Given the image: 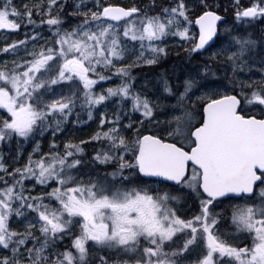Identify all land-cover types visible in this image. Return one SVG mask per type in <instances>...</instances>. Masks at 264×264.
Returning <instances> with one entry per match:
<instances>
[{"label":"snow or ice","instance_id":"6c2138e0","mask_svg":"<svg viewBox=\"0 0 264 264\" xmlns=\"http://www.w3.org/2000/svg\"><path fill=\"white\" fill-rule=\"evenodd\" d=\"M0 264H264V0H0Z\"/></svg>","mask_w":264,"mask_h":264},{"label":"rangeland","instance_id":"374dc122","mask_svg":"<svg viewBox=\"0 0 264 264\" xmlns=\"http://www.w3.org/2000/svg\"><path fill=\"white\" fill-rule=\"evenodd\" d=\"M77 135H79V133H76Z\"/></svg>","mask_w":264,"mask_h":264}]
</instances>
